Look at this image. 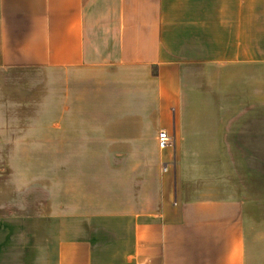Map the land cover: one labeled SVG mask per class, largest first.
I'll return each instance as SVG.
<instances>
[{
    "label": "crops",
    "instance_id": "crops-1",
    "mask_svg": "<svg viewBox=\"0 0 264 264\" xmlns=\"http://www.w3.org/2000/svg\"><path fill=\"white\" fill-rule=\"evenodd\" d=\"M0 264H264V0H0Z\"/></svg>",
    "mask_w": 264,
    "mask_h": 264
},
{
    "label": "built area",
    "instance_id": "built-area-1",
    "mask_svg": "<svg viewBox=\"0 0 264 264\" xmlns=\"http://www.w3.org/2000/svg\"><path fill=\"white\" fill-rule=\"evenodd\" d=\"M171 142H172L171 134L167 130L162 129L158 135L159 146L161 148H166Z\"/></svg>",
    "mask_w": 264,
    "mask_h": 264
},
{
    "label": "rangeland",
    "instance_id": "rangeland-1",
    "mask_svg": "<svg viewBox=\"0 0 264 264\" xmlns=\"http://www.w3.org/2000/svg\"><path fill=\"white\" fill-rule=\"evenodd\" d=\"M160 131H161V130H160ZM171 136H172V135H171ZM172 142H173V137H172ZM172 142H171L170 144H172ZM170 144H169V145H170ZM169 145H168V146H169ZM168 146H167V147H168ZM105 155H106V154H105ZM51 156L54 158V155H53V154H48V159H49V157H51ZM92 156H94V155H92ZM110 156H111V158H110L111 160H115L116 158L118 159V156H117L116 154H110ZM91 158H92V157H91Z\"/></svg>",
    "mask_w": 264,
    "mask_h": 264
}]
</instances>
